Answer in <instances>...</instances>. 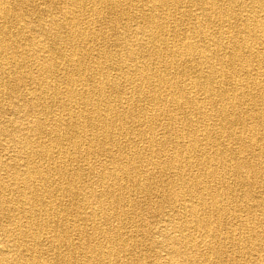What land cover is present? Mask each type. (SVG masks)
<instances>
[{"label":"bare ground","instance_id":"1","mask_svg":"<svg viewBox=\"0 0 264 264\" xmlns=\"http://www.w3.org/2000/svg\"><path fill=\"white\" fill-rule=\"evenodd\" d=\"M0 264H264V0H0Z\"/></svg>","mask_w":264,"mask_h":264},{"label":"rangeland","instance_id":"2","mask_svg":"<svg viewBox=\"0 0 264 264\" xmlns=\"http://www.w3.org/2000/svg\"><path fill=\"white\" fill-rule=\"evenodd\" d=\"M154 218L155 217L153 215H150L149 217H147V219L149 220V222H153V223H154V221L158 220L157 217L155 218L156 220Z\"/></svg>","mask_w":264,"mask_h":264}]
</instances>
